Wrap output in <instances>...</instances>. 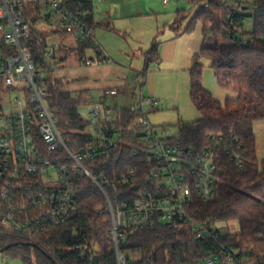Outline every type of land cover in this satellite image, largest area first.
I'll return each instance as SVG.
<instances>
[{
    "label": "trees",
    "instance_id": "obj_1",
    "mask_svg": "<svg viewBox=\"0 0 264 264\" xmlns=\"http://www.w3.org/2000/svg\"><path fill=\"white\" fill-rule=\"evenodd\" d=\"M66 1L69 8L89 10L91 14L86 22L94 29L102 24L93 20V0ZM192 3L196 7L194 14L189 17L186 11L180 10L172 26L176 34L190 33L198 23L202 26L203 44L190 69V97L201 117L192 122L178 123V136L171 140L184 146L202 148L210 144V135L229 136L232 133L240 139L246 150L245 164L237 166L223 158L216 198L198 201L194 215L212 223L237 221L239 232L226 233L223 241L229 236L234 237L241 256L251 264H264V158L258 156L254 130L255 123L264 120V10L255 3L254 30L246 33L244 22L236 28L244 19L227 0H192ZM28 8L27 18L32 25L28 44L36 61L45 63L46 37L36 26L49 17L33 16L34 5L29 4ZM245 37H249L248 42H244ZM210 38L214 41L213 46L206 45ZM79 42L81 54L86 48L95 47L93 39L80 38ZM160 44L157 38L153 41L147 53L148 65L159 61ZM203 60L215 70L220 87L234 91L236 98L222 103L205 89ZM45 82L49 108L67 146L76 153L92 137L88 133L91 121L81 113L83 97L67 90L65 81L55 77L52 69L48 71ZM139 115L140 110L134 106L123 109L120 117L108 122L107 127L134 128L133 123ZM138 132V128L136 133L123 131L116 154L108 162L100 158L83 161L101 185L105 186L106 181L118 183L123 174L134 169L138 171L139 179L135 189L147 184L154 162L140 147ZM135 148L138 149L137 154H134ZM45 156H58L66 164H74L64 148L45 152ZM75 174L77 209L74 216L63 224L40 231L33 241L0 231L1 253L19 257L23 264H92L85 251L72 250L75 245H89L93 253L99 255V264H118L113 242L108 238L111 215L106 196L90 177L78 171ZM131 189L125 184L119 192L128 194ZM106 191L114 193L111 188ZM217 248L216 241L200 240L190 227L175 223H157L128 231L126 239L120 243V252L126 256L128 264H187L206 258Z\"/></svg>",
    "mask_w": 264,
    "mask_h": 264
},
{
    "label": "built area",
    "instance_id": "obj_2",
    "mask_svg": "<svg viewBox=\"0 0 264 264\" xmlns=\"http://www.w3.org/2000/svg\"><path fill=\"white\" fill-rule=\"evenodd\" d=\"M161 1L167 4L171 0ZM235 1L240 7L254 3L264 10V0ZM29 4L35 7L33 16L49 14L50 18L56 14L58 29L76 33L84 40H94L95 29L86 22L90 11L81 7L69 8L66 0H0V231L33 241L40 231L72 218L77 209L75 173L78 171L90 177L106 196L111 215L108 238L113 242L118 264H128L126 256L120 252V243L126 239L128 231L157 223L187 226L198 239H212L218 243L214 253L187 264H251L240 255L234 237L229 236L223 241L226 233L216 223L194 215L198 201L216 198L223 158L237 166L245 164L246 150L240 139L231 133L229 136L210 135V144L202 148L173 144L167 128L159 130L144 113L145 104L156 107L159 99L142 97L134 128L107 127L108 122H114L120 116L111 120L108 118L111 108L103 110L101 104H95L88 114L93 126L92 132L88 130L91 140L78 152H72L47 100L45 80L52 61L37 62L28 44L32 33L27 18ZM243 22L241 20L236 28ZM248 41L249 37H245L244 42ZM59 49V44L46 46L44 53L53 57ZM97 50L98 58L85 56L83 63L109 62L107 56L99 48ZM12 89L18 92L13 100L1 97ZM119 94L117 87L106 88L101 103H106L107 97ZM136 128L139 129L140 147L154 162L147 184L135 189L139 179L138 171L134 169L123 174L118 183L106 181L105 186L101 185L83 161L100 158L108 162L116 154L122 132L136 133ZM60 148L66 150L73 165L66 164L58 156H45V152ZM137 153L135 148L134 154ZM125 184L132 188L128 194L119 192ZM110 188L114 193L106 191ZM76 249L85 251L87 259L93 261L95 254L91 246L72 247V250Z\"/></svg>",
    "mask_w": 264,
    "mask_h": 264
},
{
    "label": "rangeland",
    "instance_id": "obj_3",
    "mask_svg": "<svg viewBox=\"0 0 264 264\" xmlns=\"http://www.w3.org/2000/svg\"><path fill=\"white\" fill-rule=\"evenodd\" d=\"M229 4L236 9V11L243 16L244 28L246 33L253 32L255 25V15L257 8L254 3H250L246 8L240 7L235 0H228ZM184 8L189 17L194 14L196 7L193 5L192 0H180L175 7ZM176 14V10H174ZM188 17V19H189ZM188 19L185 20L184 25L187 24ZM59 18L56 14H53L48 20H42V22L36 26L39 31L44 32L46 37L47 46L54 44L62 45L63 38L61 33L56 32L58 29ZM170 28L165 27L163 32L159 35V40L163 42L160 49L161 62L160 64H152L147 70L146 75L139 74L136 72L135 65L141 55L138 53L132 62H125L123 59L121 61L127 67L133 65V70L131 73L125 74L126 78L123 79L126 85H121L120 94L116 97H107L106 103H101V88L98 85L112 84L113 79L109 82V77L98 75V82L91 81L88 84L84 83L80 78L81 73L73 70L72 67H78L80 65V54L75 47L71 48L67 53L62 51H57L56 55L53 57H46V61L51 60L54 62L52 66L53 73L55 77L62 78L64 80H70L67 83V88L72 90L75 96H78V92L82 89H87L89 94L84 96L85 103L83 102L81 106V113L85 118H89L88 114L95 104H101L103 110L106 107L111 108V115L108 117L111 120L117 119L120 116L122 107L130 108L134 106L137 108L141 102L142 97H156L159 99L158 105L156 107L145 104L144 113L146 114L149 122L161 130L167 127L169 136H178V123L181 122H192L201 117L200 112L194 106L190 97V74L186 68L189 65L190 60L187 59L184 62H180V66L177 70H172L176 67V63L173 60L175 56L184 55L186 52L185 45H178L179 51L171 52V48L167 47V38L172 35ZM68 37L78 38V34L68 33ZM188 38L190 40L199 42L200 39L203 42L202 26L198 23L195 29L189 33ZM69 43H65V45ZM207 46H213L214 41L212 38L206 41ZM75 46V45H70ZM183 51H180L181 49ZM91 51L92 49H88ZM87 50V51H88ZM68 55L67 59L62 60L63 54ZM180 53V54H179ZM186 54L184 55V57ZM133 63V64H132ZM204 72H203V85L207 91H209L215 99L225 103L227 99H233L237 97L234 91H230L220 87L218 84V79L216 72L210 66L208 62L203 60ZM87 85V86H86ZM92 85L94 87H92ZM98 87V88H97ZM102 87V86H101ZM18 96V92L14 89L8 92L7 95L1 96L2 98H8L13 100L14 97ZM87 98V99H86ZM104 117V116H103ZM102 117V119H103ZM254 130L257 136V150L260 159L264 158V120L255 123ZM89 131H93V126L89 128ZM175 143V141H171ZM217 226L222 230L223 233H236L239 232L240 226L237 221H219L216 223ZM0 264H23L21 258L13 257L4 253H0Z\"/></svg>",
    "mask_w": 264,
    "mask_h": 264
},
{
    "label": "crops",
    "instance_id": "obj_4",
    "mask_svg": "<svg viewBox=\"0 0 264 264\" xmlns=\"http://www.w3.org/2000/svg\"><path fill=\"white\" fill-rule=\"evenodd\" d=\"M179 1L180 0H171L169 3L165 4L161 0H93V20L95 23L104 24L100 26L97 25L95 28V47L86 48L81 54L79 50L80 38L68 37V32L59 30L58 32L61 33L64 43H61L62 45H60L58 51L67 53L73 47L78 50L80 54V65L72 68L78 71L79 74L81 73L80 78L84 83L88 84L91 81L98 82V75L109 77V82L111 79L114 80L112 84L98 85V87L101 88V96L106 88L117 87L121 91V85H126L123 79L127 77L125 74L132 72L133 65L130 67L125 66L121 63L123 59L127 63L129 61L132 62L139 53L141 58L138 59L134 70L142 75H146L147 70L152 64H160L162 59L160 49L163 42L158 38L161 32H163V29L169 27L172 35L167 38L168 42H166V44L168 43L167 47L172 49L171 52L175 51L176 53L179 51L178 45L180 44L186 46V52L184 53V55L186 54L185 57L182 53L179 57L173 54L176 67L172 70H177L180 66V62H184L187 59V64L188 60H190L189 65H186L190 74V69L194 65V56L202 47L203 42L201 39L199 42L190 40L191 38H188L189 33L181 32L176 34L173 30L172 25L179 17L178 12L180 10L186 11L184 8H175ZM174 10H176V14ZM156 38L161 42L158 53L159 61L148 65L147 53ZM65 43H69V45H65ZM90 48L92 49L91 51L88 50ZM97 48L107 56L109 62L94 63L92 65L83 63L82 57L98 58L99 53ZM183 50L182 48L180 51ZM66 53L65 55L63 54L62 60L67 59L68 55ZM53 65L54 62L52 61L51 66ZM64 81L66 86V82H70V80ZM66 86L65 88L70 90ZM92 87L94 86L92 85ZM87 94H89L87 89H84V91L82 89L78 92V96H82L83 100L84 96ZM127 108L122 107L121 111Z\"/></svg>",
    "mask_w": 264,
    "mask_h": 264
},
{
    "label": "water",
    "instance_id": "obj_5",
    "mask_svg": "<svg viewBox=\"0 0 264 264\" xmlns=\"http://www.w3.org/2000/svg\"><path fill=\"white\" fill-rule=\"evenodd\" d=\"M47 16L49 17L50 15L49 14H47ZM2 252V249H0V253ZM99 255L98 254H95L94 256H93V261H92V264H99Z\"/></svg>",
    "mask_w": 264,
    "mask_h": 264
}]
</instances>
